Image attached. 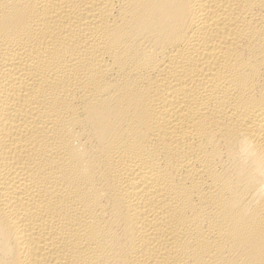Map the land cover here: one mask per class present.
Here are the masks:
<instances>
[{
	"label": "bare ground",
	"instance_id": "1",
	"mask_svg": "<svg viewBox=\"0 0 264 264\" xmlns=\"http://www.w3.org/2000/svg\"><path fill=\"white\" fill-rule=\"evenodd\" d=\"M0 264H264V0H0Z\"/></svg>",
	"mask_w": 264,
	"mask_h": 264
}]
</instances>
